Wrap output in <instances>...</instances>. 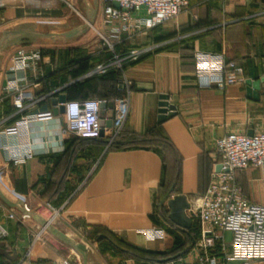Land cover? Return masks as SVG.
<instances>
[{
	"label": "crops",
	"instance_id": "0c3cea01",
	"mask_svg": "<svg viewBox=\"0 0 264 264\" xmlns=\"http://www.w3.org/2000/svg\"><path fill=\"white\" fill-rule=\"evenodd\" d=\"M189 3L187 10L161 26L132 38L122 33L116 39L109 26L98 22L102 4L97 0L93 25L76 38L62 40L61 28L85 24L86 4L83 0H0V44L4 45L0 50V133L19 118L14 116V94L5 90L6 75L13 68L12 59L19 49L74 48L76 46L71 45L80 42L81 37L92 29L99 38L100 35L110 38L118 55L132 49L145 50L137 62L129 63L124 69L131 88L128 117L123 127L131 136L158 134L169 141L172 149L161 145L110 151L99 145L90 150L79 147L72 156L65 185L54 195L69 158L66 152L74 140L72 135L61 134L66 126L63 115L55 114L50 121L33 123L28 134L20 138L0 134L1 195L12 203L22 200L40 216L44 209L58 210L60 221L56 227L59 230L69 231L65 234H70L73 239L79 236L94 244V250L87 246L89 264H152L125 258L113 250L104 251L103 243L92 239L96 234L111 236L126 246L153 254L167 255L182 250L189 240L162 218L161 212L168 214V211L165 203L160 208V198L168 188H173L169 199L182 195L190 207L195 206L217 167L215 140L228 133H264V0H189ZM39 23L49 25L43 27ZM33 31L53 35L55 41L50 38L33 41L37 38L31 36ZM195 52L212 54L214 57L208 61L212 67H220L229 60L237 62L244 69L245 83L224 90L201 86L202 82L195 77L198 66L193 57ZM87 55H97L99 61L111 54L104 50L101 42L87 50ZM78 57L83 55L69 53L64 63ZM42 58L43 75L31 78V84L24 89L35 101L24 115L54 110L52 100L58 98L54 94L62 89L46 92L43 80L66 64L60 67L57 55L54 59L49 55ZM88 74L63 87L82 81L89 77ZM18 75L21 76V72L18 71ZM255 82H259V88L248 90V83ZM114 92L119 93L117 78L115 81L102 79L93 88L68 92L69 100L66 101L104 100ZM162 95L168 97L167 102L175 111L172 117L165 115L166 119L158 122ZM110 114L104 111L103 117H110ZM8 144L24 146L21 154L30 155L24 164L13 166L8 163V155L1 149ZM82 170L85 172L79 182L75 175H82ZM235 182L248 200L264 205L262 170L248 168L238 172ZM0 202L7 208L6 213H20L1 199ZM186 214L190 217L188 210ZM0 222L4 221L0 219ZM34 223L33 235L40 233L37 242L34 237L30 241L28 232L19 228L4 241L2 250L12 259L6 261L55 264L58 257L72 255L76 260L73 264H84L79 253ZM192 227L196 228L195 241L185 249L188 251L179 259L171 261L169 258L162 264H203L205 255L212 252L199 247L200 235L208 228L195 219H192ZM150 230H163V237L148 240L144 233ZM230 239V233L223 234L225 250ZM216 248L219 250L218 246ZM218 257V264H225L222 253H218Z\"/></svg>",
	"mask_w": 264,
	"mask_h": 264
},
{
	"label": "built area",
	"instance_id": "2783aa9c",
	"mask_svg": "<svg viewBox=\"0 0 264 264\" xmlns=\"http://www.w3.org/2000/svg\"><path fill=\"white\" fill-rule=\"evenodd\" d=\"M101 4L102 20L110 27L116 39L122 33L132 38L140 32L152 30L190 7L189 0H101ZM100 39L104 49L112 57L97 64L88 75H103L109 70L116 71L119 73L117 90L122 92L123 96L111 100L66 101L62 114L66 126L61 130V134L81 139H104L107 146H110L121 132L129 112L128 96L131 83L125 76V66L139 60L145 50L132 49L124 55H118L110 38L100 35ZM193 57L198 64L195 77L202 82L201 86L224 90L228 86L245 83L244 69L237 62L229 60L223 62L220 67H212L208 65V61L214 57L212 54L195 52ZM42 59L39 50L19 49L15 53L12 59L14 66L6 75L5 90L6 93L14 94V116L19 118L1 131L2 136H26L33 123L55 118L53 110L23 114L35 103L33 96L24 92V89L31 84V78L43 75ZM109 103H112L113 107H106L104 111H109L110 117H101V105ZM107 123L110 125L107 126ZM214 146L218 158L217 166L220 168L213 171L206 191L198 196L197 204L188 210L192 219L198 220L208 228L206 232L201 233L199 240L201 250L212 251L205 255L203 264H218V253H222V261L225 264H264V205L248 200L235 182V174L248 168H258L264 172V133H228L217 138ZM23 147L20 144H8L1 149L8 155V163L20 166L30 157L21 154ZM26 208L30 210L27 206ZM51 212L56 216L59 214L56 210ZM6 215L7 219L13 221L23 222L29 219L21 213L8 212ZM224 233L231 234L227 250L224 249ZM144 234L148 240H154L163 237L164 232L150 230ZM8 235L7 229L0 224V241L6 240ZM39 237L38 232L34 238L38 240ZM55 264L69 262L60 260Z\"/></svg>",
	"mask_w": 264,
	"mask_h": 264
},
{
	"label": "trees",
	"instance_id": "16d2710c",
	"mask_svg": "<svg viewBox=\"0 0 264 264\" xmlns=\"http://www.w3.org/2000/svg\"><path fill=\"white\" fill-rule=\"evenodd\" d=\"M128 51H125L124 54H126ZM122 54V55H124ZM41 55H49L51 56L53 59L56 56L55 52H50L49 50H43L41 52ZM59 56V55H57ZM111 55L106 56L105 59H100L98 62L96 61L95 64L92 65V62L90 61V59H85V58H77L74 59L72 61H70L69 63L66 64V66L64 68H60L58 71L52 73V74H48L47 77L45 78L44 81V85L46 88V92H48L49 90H54V89H58L61 88L62 89L54 94V97H59L61 95L65 96V98L67 100H69L66 97V94H68V92L77 90V91H81L83 89L88 88L89 86L91 88H93V86L96 84V82H98L99 80H114L116 78H118L119 73H117L116 71L113 70H109L107 73L103 74V75H92L89 76L85 79H83L82 81H79L77 83H74L72 85L65 86L67 83H69L70 81L82 77L88 73H90L97 64L101 63V62H105L109 59H111ZM138 61V60H137ZM136 61V62H137ZM135 63V62H132ZM131 63V64H132ZM123 93L122 92H114L113 95H111L110 97L104 98V100H110L118 97H122ZM85 99H89V98H83L82 100ZM80 145V146H79ZM94 145H99L101 146L103 149H107V151L110 150H115V149H124V148H129V147H133V146H152V145H161L164 147H169L172 149L171 144L169 143V141L167 139H165L164 137L158 135V134H150L144 137H140V136H131L128 135V133L125 130V127L122 128L121 132L119 133V135L116 137V139L114 140V142L110 145L107 146V141L104 139H91V138H77L74 137V140L70 143V146L66 152L68 161L66 164V167L63 171V174L61 175L60 179L58 180L55 189H54V195L57 194V192L60 191V188L63 187L64 184V179L66 177V174L68 172V169L70 168V164H71V160H72V156L76 153V151H79V147L83 148L84 146L87 147H92ZM90 150V149H88ZM83 179V176L80 177L79 182H81ZM65 190L67 189V187H64ZM170 192V188H168L164 195L160 198L159 200V204L160 202L166 197V195ZM161 216L162 218L165 220L167 219V213H163L161 212ZM170 226V225H169ZM172 227V226H170ZM174 230H176L174 227H172ZM178 231V230H176ZM180 232V231H178ZM182 234H184L187 239L189 240V243L182 249L179 251H173L170 254L167 255H160V254H153V253H149L143 250H139L133 247H129L126 246L124 244H122V242L112 238L111 236L105 235L104 238H98L100 234H96L93 236V240L96 241L98 243H103L101 246H104L105 248L103 249L104 251H110L113 250L114 252H118L119 254H121L122 256H124L125 258H131L136 260L137 262H149L152 264H162L163 260L169 259V258H173L175 256H177L178 254H180L182 251H184L185 249H187L194 241H195V233H196V228L192 227L190 230L186 231V232H181ZM5 241V240H4ZM101 250V251H103ZM181 257V256H180ZM180 257H177L176 259H179ZM4 260H8L5 257H2Z\"/></svg>",
	"mask_w": 264,
	"mask_h": 264
},
{
	"label": "water",
	"instance_id": "95a60500",
	"mask_svg": "<svg viewBox=\"0 0 264 264\" xmlns=\"http://www.w3.org/2000/svg\"><path fill=\"white\" fill-rule=\"evenodd\" d=\"M83 1L86 4V8H85V10H86V22H85V24L79 25V26L61 28V30L63 31V34H61L62 40H71L73 38H76V37L84 34L93 25L94 20H95V16H96V11H97V0H90V1L83 0ZM114 6L117 7V4L114 3ZM17 34L20 35L21 32L17 33ZM31 36L37 37L33 41H41L40 39H45V38H50L52 42L55 41V36L50 35V34L39 33V32L33 31V32H31ZM5 39H7V37L2 39V43L5 42ZM3 47H4V45L0 44V50L3 49ZM47 70H49V67L47 68ZM248 84L251 87V88L249 87L248 90L251 89L252 91H255L256 89L259 88V82H255L254 84H251V83H248ZM167 101H168V97L166 95L160 96V102L158 104V106H159L158 122L164 121L166 119L165 115H167V117H172L174 115L175 108H174V106L169 105ZM65 102H66V98L63 95L52 100L53 106L56 107L53 110L54 114H63L64 113L63 104ZM106 107L111 109L113 107V105H112V103H109L107 105L102 104L101 108L103 111L101 113V117H103L104 109ZM102 125H103V121H102ZM109 125H110V123H107V126H109ZM219 168H220V166H217L216 170L218 171ZM172 190H173V188L166 195V197L160 202V208L165 203L167 211H168L166 223L168 225L174 227L176 230H178L180 232H186V231L190 230L192 227V219L190 217H188L186 214V211L189 210V208H190V204L188 203L186 197L182 196V195L173 196L172 198L169 199V197H171ZM0 199L7 206L16 209L22 215H25L28 218H30L31 220H33L34 222H36L39 226H41V228L43 230H45L47 233H49L51 236H53L59 242L71 247L73 250H75L77 253H79V255L82 257V259L84 261V264H89L88 263V257L90 254V250L85 244L69 237L63 231H61L57 227H55L51 223L50 220L44 219L42 216L37 214L35 211L28 210L26 208L25 203L22 200H18L17 202L12 203V202L7 201L1 195V193H0ZM104 237L105 236L100 235V238H104ZM187 251L188 250L181 252L177 256L170 258V260L172 261V260L176 259L177 257L182 256ZM0 256H3L9 260H12L11 258H9V256L7 254H5L3 252L2 249H0Z\"/></svg>",
	"mask_w": 264,
	"mask_h": 264
},
{
	"label": "rangeland",
	"instance_id": "374dc122",
	"mask_svg": "<svg viewBox=\"0 0 264 264\" xmlns=\"http://www.w3.org/2000/svg\"><path fill=\"white\" fill-rule=\"evenodd\" d=\"M98 22H100L101 24L104 25V21L102 20V17L99 18V21ZM39 24L41 26H43V27H46V26L49 25L47 23H39ZM80 40H81L80 42L77 41L78 43H76L74 45H71V46H76L74 48H71V47H61V48L50 49L52 47L44 46V47H39L38 49L36 48V50H39L40 52H42L43 50H49L52 53L55 52L56 55H59V66L60 67L65 66V64H66V63H64V61L66 60L65 59V56H67L69 53H72L74 55H75V53H77V55H79V56L83 55V57H81V58L90 59V61L92 62V65L95 64V62L98 61L99 56H97V55H94V56L87 55V50H91L92 48H95V46L97 44L100 45L101 42H102L101 39L99 38V36H97V34H95V32H93L92 29H90L88 35H84L83 37H81ZM94 40H96L98 43L95 42ZM104 50H106V49H104ZM90 148L91 147H87V146H84L83 147V149H87V150L90 149ZM83 172H85V170L84 171L82 170V175H79V174L78 175H75V178L80 179V177H82L84 175ZM74 185H75V183H74ZM2 210H4V211L1 212ZM6 210H7V208L0 202V219L4 221L3 223L0 222V224L4 228L7 229L8 234H9L7 238L12 237L13 236L12 233L15 232V231H17L19 228H23L24 232H28L27 234H29V235H27V236L29 237V239L31 241L32 238L34 237V235H33L34 234L33 232L35 230V228H33L35 226L34 221L31 220L30 218L29 219H25L23 222L22 221L9 220L6 217L7 216L6 215ZM31 211H34V210L31 209ZM56 211H58V210H56ZM35 212H37V211H35ZM59 221H60V217H59V214H58L55 217L53 223L55 225H58ZM60 226L63 227L62 225H60ZM68 232H66V233H68ZM68 235L70 236V234H68ZM72 237H74V236H72ZM75 239L81 241L86 246H88L90 249H93L94 250L95 246H94V244L91 241L82 239L79 236L76 237ZM34 242H37V240H35ZM34 242L31 244V247L33 246ZM4 244H5L4 241H0V249H3L4 248ZM60 260H65V261L69 262V264H73V262L76 261L75 260V257L72 256V255L58 257L57 260H56V262H58ZM0 264H14V263H9L8 261H6L4 259H0Z\"/></svg>",
	"mask_w": 264,
	"mask_h": 264
},
{
	"label": "bare ground",
	"instance_id": "6f19581e",
	"mask_svg": "<svg viewBox=\"0 0 264 264\" xmlns=\"http://www.w3.org/2000/svg\"><path fill=\"white\" fill-rule=\"evenodd\" d=\"M42 216L46 217L47 220H50L51 223L56 227V225L53 223L56 215L53 214V213H51L50 210L45 211V209H44L43 212H42ZM42 230H43V229H42ZM43 231H45V230H43ZM45 232H46V231H45Z\"/></svg>",
	"mask_w": 264,
	"mask_h": 264
}]
</instances>
